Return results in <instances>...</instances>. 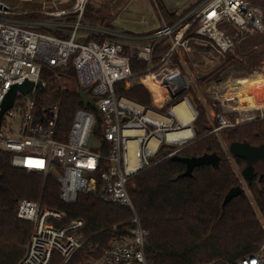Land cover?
<instances>
[{
	"label": "built area",
	"instance_id": "obj_1",
	"mask_svg": "<svg viewBox=\"0 0 264 264\" xmlns=\"http://www.w3.org/2000/svg\"><path fill=\"white\" fill-rule=\"evenodd\" d=\"M68 1L0 0V103L14 85L24 81L43 82L44 71L51 73L62 86L57 70L67 68L70 63L78 90L86 92L95 109L88 111L85 108L89 106L84 105L76 109L66 139L56 142L59 104L37 101V92L42 90L36 88L27 95L17 92L12 107L2 116L0 154L10 155L14 169L44 178L52 176L63 204L74 203L80 194H98L104 202L132 211L128 226L121 231L113 227L99 256L88 255L84 264H147L144 255L147 232L133 211L126 183L158 162L154 159L162 143L180 148L193 137V134L183 140L168 137L186 128L172 114L173 107L169 116L160 111L174 100L170 97L176 93L170 91L171 80L178 75L183 81L179 90L187 89V79L179 66L183 65L185 56H190L193 47L204 46L224 57L244 39L264 34V4L251 6L245 0H192L180 12L170 9L176 10V19L167 23L152 0L160 28L135 35L100 28L85 20L89 0H72V6L65 8ZM15 2L20 7L10 6ZM24 2L34 7L23 8ZM54 2H61V7L56 8ZM91 36L104 40H90ZM158 43L166 52L154 62ZM134 59L146 64L139 74L129 69ZM236 74L237 69L229 66L219 73L216 81L204 87V92L213 99L211 132L264 119V110L251 111L243 119L237 110L224 107L225 94L237 79ZM118 82H125L128 88L143 86L152 98L150 107L115 96L114 85ZM150 84L154 86L151 88ZM156 85L168 92L160 105L153 103L152 90ZM228 114L231 119L227 118ZM96 130L98 146L90 148L89 141ZM104 146L107 148L103 149ZM17 217L32 225L24 255L17 264H49L54 253L66 264L86 241L82 234L83 221L73 220L60 226L65 214L44 207L39 201L21 200ZM263 245L253 254L227 264H264Z\"/></svg>",
	"mask_w": 264,
	"mask_h": 264
},
{
	"label": "trees",
	"instance_id": "obj_2",
	"mask_svg": "<svg viewBox=\"0 0 264 264\" xmlns=\"http://www.w3.org/2000/svg\"><path fill=\"white\" fill-rule=\"evenodd\" d=\"M128 1L89 0L84 18L95 26L114 30L119 9ZM155 1L166 22L172 23L176 19V10H169L161 1ZM245 1L251 6L264 4V0ZM22 6L34 7L27 2ZM71 6L72 0L64 4L65 8ZM89 39L104 40L99 36ZM165 52L166 49L158 43L154 62ZM196 55L193 50L192 59L189 58L188 62H195ZM262 61L264 34L246 38L231 52L220 57L213 70L200 74L195 86H189L160 109L167 115L174 105L187 98L197 113L192 123L196 132L180 148L162 143L154 159L158 162L126 183L133 211L141 228L147 232L144 244L147 264H227L253 254L264 244V163L256 169L252 181L245 184L239 174L245 162L231 157L222 145V142L226 146L233 142L253 147L264 145V119L211 132L213 125L197 93V88L216 81L219 73L229 66H239L252 73L260 68ZM129 69L139 74L146 69V64L134 59ZM57 72L62 86L51 73L44 71L41 79L46 88L37 92L36 100L59 104L54 140L62 142L66 139L74 112L84 106L77 96L79 87L71 64ZM114 93L145 107H150L152 103L149 92L141 85L128 88L125 82H118L114 85ZM85 109L93 112L89 107ZM227 118L231 119V115L228 114ZM176 150V153L166 157ZM210 154L219 158L216 167L193 168L189 176H182L186 169L185 159ZM260 175L263 176L261 180L258 179ZM237 186L242 187L241 194L223 206L229 191ZM58 192V185L52 176L44 178L14 169L10 165V155L0 154V264H17L24 255L32 232L31 223L17 217L21 200L39 201L44 207L63 212L65 217L60 226L73 220L83 221L82 234L86 241L66 264H84L88 255L98 257L100 249L108 244L113 227L121 231L133 216L129 208L104 202L98 194H80L74 203L66 205L58 199ZM97 246L99 248L94 252ZM49 264H63V258L54 253Z\"/></svg>",
	"mask_w": 264,
	"mask_h": 264
},
{
	"label": "rangeland",
	"instance_id": "obj_3",
	"mask_svg": "<svg viewBox=\"0 0 264 264\" xmlns=\"http://www.w3.org/2000/svg\"><path fill=\"white\" fill-rule=\"evenodd\" d=\"M50 1V0H48ZM105 1V0H104ZM110 2H114V0H106ZM161 1L167 9H176L177 11H181V9L187 7L192 0H159ZM61 2H54L56 8H60ZM11 7H20L18 3H14V5L10 4ZM22 6V5H21ZM50 6L53 5L50 2ZM23 7V6H22ZM22 10V8H20ZM19 11V9H18ZM119 13L116 16V20L114 21V26L116 29L121 31L130 32L135 35H143L144 33L152 32L158 30L160 28V20L156 11V8L153 4L152 0H129L128 3L122 6L119 9ZM263 35V34H262ZM258 36V35H255ZM254 37V36H252ZM195 50V62H188V59H192L191 57L185 56L183 60V65L179 66V71L185 76L189 86H195V80L200 74H206L213 70L218 63L220 57L216 55L212 50L208 49L204 46H199L198 48H192L191 52ZM191 54V53H190ZM257 69V73L262 74L264 76V61L261 62ZM237 69V78H247L253 75L255 72L247 73L242 67L234 66ZM152 84H150L151 86ZM154 86V85H153ZM151 86V88L153 87ZM187 87V89H188ZM187 89H185L182 93H184ZM153 92L155 90H152ZM204 88H197V93L200 96L201 100H210L208 93L204 92ZM158 93V94H157ZM166 97V94L163 92H154L153 93V103L155 105H160L162 100ZM169 116V111L167 112ZM99 135L96 134L91 137L89 141L90 148H96L98 146ZM223 148L227 150V146L222 142ZM240 174V173H239ZM245 187V186H244Z\"/></svg>",
	"mask_w": 264,
	"mask_h": 264
},
{
	"label": "water",
	"instance_id": "obj_4",
	"mask_svg": "<svg viewBox=\"0 0 264 264\" xmlns=\"http://www.w3.org/2000/svg\"><path fill=\"white\" fill-rule=\"evenodd\" d=\"M81 42H83V40H81ZM33 88L43 90L44 89V83L41 80L39 82H37L36 84L30 83L28 81H24V82H21L17 85L12 86L8 90V92L5 94L2 102L0 103V124H1L3 114L12 107L14 100H15L16 93L20 92L23 95H27L33 90ZM182 92H183V89L177 91L174 94H170L171 99L177 98L179 95L182 94ZM77 96L79 97L82 105L89 106L91 109H95V105L93 103V100L91 98L87 97L86 92L78 90ZM183 99H185L188 102V104L191 107L192 111L194 112V115L196 118L197 113L193 110L188 99L187 98H183ZM169 113H170V111H169ZM191 129H192L193 136H194L196 130L194 127H192ZM186 142H188V141H186ZM227 152L231 157L243 160L245 162V167L240 171V177L245 184L250 183L255 176L253 165L256 162H263L264 163V145H259L257 147H253L247 143L233 142L227 146ZM218 162H219V158L215 154L203 155L200 157L185 159L184 163H185L186 169H185V172L183 173L182 176H184V177L189 176L191 174V171L193 170V168H197V167H201V166L216 167L218 165ZM262 177L263 176L260 175L258 179L261 180ZM241 192H242V187H240V186H237V187L233 188L232 190H230L229 193L227 194L225 200H224L223 206L228 201H230L231 199L239 196L241 194ZM263 251H264V245H263Z\"/></svg>",
	"mask_w": 264,
	"mask_h": 264
},
{
	"label": "bare ground",
	"instance_id": "obj_5",
	"mask_svg": "<svg viewBox=\"0 0 264 264\" xmlns=\"http://www.w3.org/2000/svg\"><path fill=\"white\" fill-rule=\"evenodd\" d=\"M182 84V79L178 75L175 76L174 79L171 80L170 91L174 93L173 90L177 89L175 91L177 92ZM155 88L154 92H163L166 96L168 95L166 90L159 88L157 85ZM225 100L224 107L237 110L243 119L248 118L250 116L249 112L251 111L264 110V76L255 73L247 78L235 79L225 94ZM172 114L183 124H188L194 117V113L185 99L173 106ZM191 135L192 133L189 129H184L176 134H169L168 137H175L178 140H183L190 138Z\"/></svg>",
	"mask_w": 264,
	"mask_h": 264
},
{
	"label": "crops",
	"instance_id": "obj_6",
	"mask_svg": "<svg viewBox=\"0 0 264 264\" xmlns=\"http://www.w3.org/2000/svg\"><path fill=\"white\" fill-rule=\"evenodd\" d=\"M191 55V54H190ZM209 99L210 100H206V99H204V100H202V102H203V105H204V107L206 108V111H207V114H208V117H209V120H210V122L212 123V125H213V115H214V107L212 106V104H213V99L211 98V97H209ZM179 102H181V101H179ZM176 117V116H175ZM177 118V117H176ZM177 120L179 121V119L177 118ZM180 122V121H179ZM181 123V122H180ZM190 123V122H189ZM189 123L188 124H183V125H185L186 126V128L185 129H189L190 131H191V133L193 134V132H192V125H189ZM191 123H193V121L191 122ZM192 136V135H191ZM194 137V136H193Z\"/></svg>",
	"mask_w": 264,
	"mask_h": 264
},
{
	"label": "flooded vegetation",
	"instance_id": "obj_7",
	"mask_svg": "<svg viewBox=\"0 0 264 264\" xmlns=\"http://www.w3.org/2000/svg\"><path fill=\"white\" fill-rule=\"evenodd\" d=\"M261 163H263V162H256L254 165H253V167H254V174H256V169L258 170L259 169V166L261 165ZM245 167V166H244ZM243 167V168H244Z\"/></svg>",
	"mask_w": 264,
	"mask_h": 264
}]
</instances>
